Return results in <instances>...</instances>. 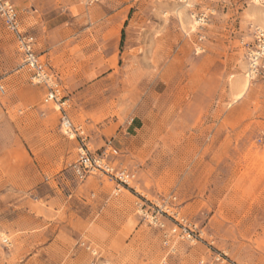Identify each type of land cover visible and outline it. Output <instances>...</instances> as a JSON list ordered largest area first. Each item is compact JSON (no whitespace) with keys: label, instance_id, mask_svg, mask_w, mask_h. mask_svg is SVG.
Returning <instances> with one entry per match:
<instances>
[{"label":"rangeland","instance_id":"obj_1","mask_svg":"<svg viewBox=\"0 0 264 264\" xmlns=\"http://www.w3.org/2000/svg\"><path fill=\"white\" fill-rule=\"evenodd\" d=\"M50 2L67 22L36 48L63 109L135 179L76 178L78 142L0 25V264H264V73L246 77L264 0Z\"/></svg>","mask_w":264,"mask_h":264},{"label":"built area","instance_id":"obj_2","mask_svg":"<svg viewBox=\"0 0 264 264\" xmlns=\"http://www.w3.org/2000/svg\"><path fill=\"white\" fill-rule=\"evenodd\" d=\"M0 22L4 29L10 33L16 42L17 51L21 56L20 68L30 74V80L34 85H39L45 90V103L58 106L60 112V131L68 139H76L78 142L77 158L72 166L73 174L80 181L87 177L102 175L107 176L117 184L116 192L120 188H129L135 179V174L126 169L116 168L108 162L107 158L116 154V150L108 142L103 152L91 153L86 145L87 134L82 126L74 125L68 118L63 107L66 104L61 86L56 82L54 74L47 64L34 52V40L21 28L19 12L9 0H0ZM264 73V29L255 28L253 31L252 47L247 52V74L249 80H254ZM5 95V88L0 81V96ZM183 221L181 220L180 223ZM174 231H176L174 229ZM183 235L191 238L185 228ZM92 256L97 252L88 246Z\"/></svg>","mask_w":264,"mask_h":264},{"label":"crops","instance_id":"obj_3","mask_svg":"<svg viewBox=\"0 0 264 264\" xmlns=\"http://www.w3.org/2000/svg\"><path fill=\"white\" fill-rule=\"evenodd\" d=\"M50 1L51 0H20V4H19L20 9H18L19 10L18 12H19V18H20L22 30L26 32L29 36H31L34 40V45H33L34 52L40 57L42 61H44L47 64L50 71L54 74L56 82L61 86L59 74L53 69L49 60L46 59L47 54L49 55L51 53L50 49L45 47L47 53H44V52H38L36 48L41 40L43 42H46L45 40L49 36V32H53L55 34L61 33V31L64 30V26L67 22V20L64 19L62 14H58L52 17H46L45 15H43L44 13L43 9H45L51 3ZM0 25L4 29V26L1 22ZM13 41L15 42L14 39ZM3 86L5 88L4 84ZM5 94H6V88H5ZM43 104H50V103H45L43 99ZM143 128H144V121L142 117H136L131 123H128L125 126L127 136L132 138V141L134 140V138L137 137L136 134L142 131ZM118 155H119L118 150H116V154L111 158L118 157Z\"/></svg>","mask_w":264,"mask_h":264},{"label":"bare ground","instance_id":"obj_4","mask_svg":"<svg viewBox=\"0 0 264 264\" xmlns=\"http://www.w3.org/2000/svg\"><path fill=\"white\" fill-rule=\"evenodd\" d=\"M239 82H240V81H239ZM241 84H242V83H241ZM239 86H241V85H239ZM247 89H248V85L244 83V85L242 86V90H241L240 93L238 94L237 99L241 98V97L244 95V93L247 91ZM238 90H239V88H238ZM236 96H237V95H236Z\"/></svg>","mask_w":264,"mask_h":264}]
</instances>
